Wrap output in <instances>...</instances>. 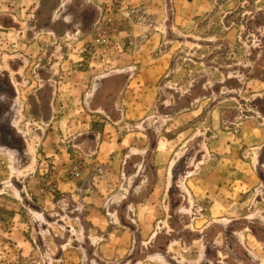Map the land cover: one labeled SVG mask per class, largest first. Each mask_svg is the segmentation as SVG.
I'll return each instance as SVG.
<instances>
[{
	"label": "rangeland",
	"instance_id": "rangeland-1",
	"mask_svg": "<svg viewBox=\"0 0 264 264\" xmlns=\"http://www.w3.org/2000/svg\"><path fill=\"white\" fill-rule=\"evenodd\" d=\"M0 264H264V0H0Z\"/></svg>",
	"mask_w": 264,
	"mask_h": 264
}]
</instances>
